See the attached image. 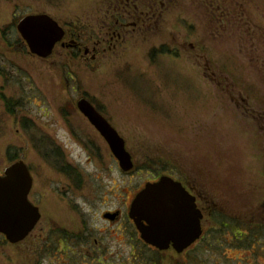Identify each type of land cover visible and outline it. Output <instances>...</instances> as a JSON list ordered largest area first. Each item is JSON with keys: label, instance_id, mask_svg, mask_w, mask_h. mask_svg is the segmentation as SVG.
Wrapping results in <instances>:
<instances>
[{"label": "rangeland", "instance_id": "1", "mask_svg": "<svg viewBox=\"0 0 264 264\" xmlns=\"http://www.w3.org/2000/svg\"><path fill=\"white\" fill-rule=\"evenodd\" d=\"M237 1L235 10L241 6L264 31V0ZM99 2L0 0V173L22 160L33 179L29 200L41 214L22 242L12 245L0 236V264H144L149 257L162 258L160 264H182L176 254L158 255L137 241L125 215L116 225L101 217L107 209L124 213L127 194L160 171V166L144 163L150 150L169 152L220 208L253 211L264 203V128L260 130L255 117L264 111V68L261 61L255 62L264 60V41L258 35L250 41L241 29L203 42L215 77L223 80L228 75L235 81L215 85L208 73L198 72L186 60L161 57L163 70L150 67L147 44L140 40L118 57L110 55L93 64L84 65L79 57L65 60L64 55H52L42 63L16 31L21 18L44 14L62 28L82 33L88 18H97ZM184 6L187 41H203L202 25L200 35L192 33L188 0ZM171 65L175 70H169ZM64 77L106 108L110 124L141 172L123 175L107 150L89 163L88 151L77 146L68 123L53 115L66 101ZM245 79L253 83L250 99L243 104ZM1 96L12 101L13 114ZM71 122L80 139L94 141L77 117ZM55 148L80 177L78 190L46 158ZM235 225L234 232L217 224L207 227V243L186 253L183 263L264 264V216L250 214Z\"/></svg>", "mask_w": 264, "mask_h": 264}, {"label": "flooded vegetation", "instance_id": "2", "mask_svg": "<svg viewBox=\"0 0 264 264\" xmlns=\"http://www.w3.org/2000/svg\"><path fill=\"white\" fill-rule=\"evenodd\" d=\"M235 4H238L237 0H188V8L193 12L192 20H189L190 25L193 26L192 33L200 35L198 30L201 28V25L204 31L203 41L200 42L198 40V42L191 43L187 41L189 33H185L184 31V0H101L97 6L98 16L96 19L88 18V23L86 24L87 28L85 27L86 31L75 33L62 28L59 25L63 29L64 35L62 39L55 44L51 56L64 55L63 58L65 60L70 59V57H79L84 65H88L93 64L100 59L108 58L110 55L118 57L126 49L127 45L137 46V42L140 40L147 44L146 54L148 65L150 67H156L159 71L163 70L159 63V58L161 57L170 58L173 62L186 60L191 64L193 69L198 72L203 70L204 73H208V78L212 84H235L232 77L228 75H226L227 78H224L223 80H219L215 77V73L208 59L207 50L204 48L203 43L207 40H213L217 36L220 37L225 34H230L233 31L238 32L241 29L244 30L243 34L245 33L250 41H252L256 35L260 37V40L264 41V31L262 27L252 23L247 17L246 11L241 6H239V10H235ZM36 58L42 63L47 62L49 59ZM248 61L252 62L253 58L249 57ZM259 61H261V66L264 68V60H261L259 57L255 62L257 63ZM50 64L54 65L53 63ZM175 68L174 65H171L169 70L173 71ZM63 80L65 82L63 88L67 94L66 101L64 102L65 104L63 107L55 109L56 112H53V115H57L64 123H68L67 126L70 130L71 136L78 142L77 146H81L88 151L89 163H93L94 160H99L102 151L107 150L110 153L111 158H113L118 170L123 175L131 176L141 172L142 168L138 166V161L126 148V145L125 149L131 156L133 168L128 172L121 171L119 162L112 155L104 138L79 111L78 102L82 99L86 100L115 130L110 124L106 108L100 103H97L93 98L86 97L84 94L79 93L77 91L78 88L71 86L67 78L64 77ZM260 82L264 84V76L260 79ZM252 83V79H245L242 83L247 84L246 99H241L243 104L245 103V100L250 99L249 84ZM262 92L264 93V91ZM73 94H75V97ZM262 95L264 98V94ZM260 108L262 109V105H260ZM246 111L249 113L248 107H246ZM73 117H77L87 128V131L89 130L92 135H94V141H84L78 137L76 130L71 127L73 126V123L71 122ZM255 117L257 118L256 121H258L259 128L262 131L264 128V111L262 110V112L255 113ZM116 133L118 134L117 131ZM46 158L54 161L58 166V172L64 174L68 181L71 184H74L76 190L79 189L81 182L80 177H77V175L75 176V173L73 172L74 169L71 165L66 163L58 148L50 150L48 154H46ZM18 161L24 163L22 160ZM144 161L146 165L154 163L155 166H160V171L153 174L149 180H145L141 186L135 188L133 192H129V195L127 194L126 203L123 205L125 206L124 213H122L120 209H107L101 213V217L103 221L108 224L116 225L123 220L125 215L127 222L132 224L135 229L134 233L137 237V241L141 242L143 246L155 254L161 255L164 254V252H171L176 254L178 258L181 259L182 264H184L183 260L186 253L193 250L201 243H207V240L205 239L208 232L207 227L210 225L217 224L223 230H231L234 232L235 227H238L235 224L238 222H245L248 215L254 214L256 216H264V203L260 205L261 208L253 211H233L220 208L213 198L206 194L201 186L186 174L183 170V166L174 162L173 157L169 155V152H156L150 150V156H146ZM24 165L31 178V187L27 196V199L30 202L29 197L33 186V179L30 174V169L25 163ZM161 177H167L180 183L188 195L194 198L196 208L201 214V234L199 238L188 247V249L180 254H177L171 247L166 251L160 252L145 244L140 239V234L136 230L134 223L128 217L131 203L136 195L147 183H156ZM262 185L261 191L264 199V184ZM30 203L32 204V202ZM32 205L37 208L41 218L39 208L34 204ZM162 260V258L158 260L156 257L144 258V264H160Z\"/></svg>", "mask_w": 264, "mask_h": 264}, {"label": "water", "instance_id": "3", "mask_svg": "<svg viewBox=\"0 0 264 264\" xmlns=\"http://www.w3.org/2000/svg\"><path fill=\"white\" fill-rule=\"evenodd\" d=\"M29 53L47 59L64 31L50 16L29 15L16 24ZM79 111L106 141L122 172L133 168L124 140L84 99L78 102ZM31 178L24 163L16 161L0 173V236L9 244L22 242L32 232L40 215L27 199ZM128 217L147 245L162 252L170 247L180 254L200 236L201 214L194 198L180 183L161 177L147 183L131 203Z\"/></svg>", "mask_w": 264, "mask_h": 264}, {"label": "trees", "instance_id": "4", "mask_svg": "<svg viewBox=\"0 0 264 264\" xmlns=\"http://www.w3.org/2000/svg\"><path fill=\"white\" fill-rule=\"evenodd\" d=\"M8 1H11V0H8ZM1 71L2 70L0 69V73H1ZM1 100L6 105L8 113L9 114H13V110L11 109V106L13 105L12 104V101L11 100H8V99H5L4 96H1ZM10 161L13 162V159H11Z\"/></svg>", "mask_w": 264, "mask_h": 264}]
</instances>
